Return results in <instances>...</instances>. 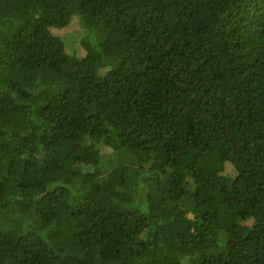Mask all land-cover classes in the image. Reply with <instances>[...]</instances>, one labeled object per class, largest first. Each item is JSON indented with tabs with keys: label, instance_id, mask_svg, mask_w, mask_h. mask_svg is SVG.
<instances>
[{
	"label": "trees",
	"instance_id": "1",
	"mask_svg": "<svg viewBox=\"0 0 264 264\" xmlns=\"http://www.w3.org/2000/svg\"><path fill=\"white\" fill-rule=\"evenodd\" d=\"M204 263L264 264V0H0V264Z\"/></svg>",
	"mask_w": 264,
	"mask_h": 264
},
{
	"label": "rangeland",
	"instance_id": "2",
	"mask_svg": "<svg viewBox=\"0 0 264 264\" xmlns=\"http://www.w3.org/2000/svg\"><path fill=\"white\" fill-rule=\"evenodd\" d=\"M53 33L63 37L66 39L67 43L69 42L68 47L66 48L67 59H65L61 65V68L65 71L70 73L73 71L77 63L80 59L84 57L83 50L77 45V37H78V26L75 20L71 22V24L63 29H51ZM259 233V231L257 232ZM205 264V263H204Z\"/></svg>",
	"mask_w": 264,
	"mask_h": 264
}]
</instances>
